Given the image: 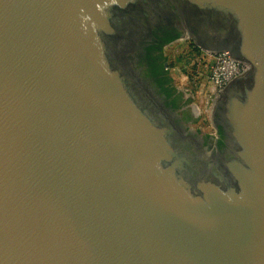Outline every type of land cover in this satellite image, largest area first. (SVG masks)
Segmentation results:
<instances>
[{"label": "water", "instance_id": "obj_1", "mask_svg": "<svg viewBox=\"0 0 264 264\" xmlns=\"http://www.w3.org/2000/svg\"><path fill=\"white\" fill-rule=\"evenodd\" d=\"M169 26L246 65L216 151L147 75ZM0 264H264V0H0Z\"/></svg>", "mask_w": 264, "mask_h": 264}, {"label": "flooded vegetation", "instance_id": "obj_2", "mask_svg": "<svg viewBox=\"0 0 264 264\" xmlns=\"http://www.w3.org/2000/svg\"><path fill=\"white\" fill-rule=\"evenodd\" d=\"M183 35L181 31L173 26L158 28L144 42L147 54L142 56V61L147 66V75L167 95L166 105L175 112L179 121L200 138V142L204 147H209L210 144H213V151H216L225 145L222 130L219 127H214V133L204 134L192 129L190 124L195 123L199 115L194 105L191 104L190 99H192V96L188 92L184 93L175 87L169 75L170 63L165 53L168 47L189 42L197 49L202 50L193 40L184 38Z\"/></svg>", "mask_w": 264, "mask_h": 264}, {"label": "rangeland", "instance_id": "obj_3", "mask_svg": "<svg viewBox=\"0 0 264 264\" xmlns=\"http://www.w3.org/2000/svg\"><path fill=\"white\" fill-rule=\"evenodd\" d=\"M165 53L170 63L169 75L173 84L192 96L191 104L199 114L190 126L200 133H214L211 118L214 89L208 80L211 65L207 64L209 59L204 56L205 51L195 49L189 42H183L168 47ZM201 56L206 60L198 61Z\"/></svg>", "mask_w": 264, "mask_h": 264}, {"label": "built area", "instance_id": "obj_4", "mask_svg": "<svg viewBox=\"0 0 264 264\" xmlns=\"http://www.w3.org/2000/svg\"><path fill=\"white\" fill-rule=\"evenodd\" d=\"M194 48L196 49L195 46ZM204 56L209 59L207 64L211 65L208 80L214 89L215 100L232 80L245 72L246 65L232 58L227 52H205ZM204 56L199 57L198 61L206 60Z\"/></svg>", "mask_w": 264, "mask_h": 264}, {"label": "trees", "instance_id": "obj_5", "mask_svg": "<svg viewBox=\"0 0 264 264\" xmlns=\"http://www.w3.org/2000/svg\"><path fill=\"white\" fill-rule=\"evenodd\" d=\"M171 80V79H170Z\"/></svg>", "mask_w": 264, "mask_h": 264}]
</instances>
